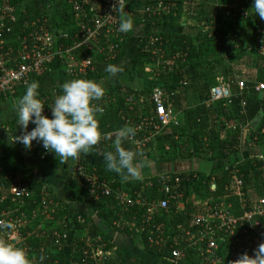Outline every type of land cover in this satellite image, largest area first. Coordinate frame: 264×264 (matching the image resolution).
Wrapping results in <instances>:
<instances>
[{
  "label": "trees",
  "instance_id": "obj_1",
  "mask_svg": "<svg viewBox=\"0 0 264 264\" xmlns=\"http://www.w3.org/2000/svg\"><path fill=\"white\" fill-rule=\"evenodd\" d=\"M69 1L0 0V6L7 4L15 9L18 22L14 28L16 35H27L33 31L32 28L35 25L36 29L44 25L54 35L62 32L73 38V33L78 30L76 26L78 21L74 19ZM184 2H189V6L192 7L193 4H197L194 8V17L195 28L198 32L194 38L183 32L186 27L181 20L183 10L186 8ZM159 3L164 6L169 4L174 6L170 8L168 13L152 15L153 7ZM231 3L236 4V6L229 7ZM251 5L252 0L146 1L145 8L147 11L143 16L144 25L167 27L173 31L171 33L151 34V36L161 38L160 44L154 48L146 47L147 36L137 45L132 60L135 73L143 80L150 79L146 82L147 87L140 93L147 98L154 87L161 88L169 98V101L166 99L165 102L166 109L171 110L175 115L180 113L182 122H176L177 125L173 124L175 126L173 129L163 128L154 137L158 154L156 158L147 152L150 148L155 149L152 142L146 144L145 147L148 148L141 151H137L134 146L122 144L126 149H131L140 154L137 156V160L148 161L150 160L149 156H151V159L157 160L159 163L172 162L177 158L226 161L229 155L234 153L231 148L239 146L238 138L244 135L245 130H247L246 136L252 146L264 150V93L259 98L255 92V85L264 82V50H261L262 47L264 48V27L257 25L254 21L253 18L259 16L251 13ZM194 17L189 18L193 20ZM126 18L131 19L134 25L136 20L134 15L121 17L120 21ZM227 25L233 27L226 29ZM179 29L182 31L177 32L176 30ZM124 34L123 44H121L123 49L117 56L119 59L123 57L126 45L132 37V29ZM21 46V40L13 35L6 40L4 51L10 50L16 54ZM156 49L162 53L153 54ZM89 54L76 52L79 58H86ZM160 56H163V59L159 61ZM93 63L95 68L93 72L76 79H103L109 75L105 72L106 66L114 65V61L106 60L104 55H94ZM242 68H246L254 74L248 77L247 82L240 87L234 78V73L239 72ZM43 77L32 78V82L38 83ZM218 79L223 80V85L228 90L230 97L206 106V102L209 101V90L221 85ZM25 90L26 87L17 90L12 96H2L0 101L10 97L17 98ZM50 90L62 94L59 87ZM187 91H190L196 102L198 100L197 105L182 106L180 104V100L188 94ZM50 92L41 93L39 99L42 100ZM113 94H117L115 90ZM137 95L135 92L132 103H124V99L119 95H116L113 102H103V99L97 102L104 109L98 117L102 136L116 132L125 126V119L131 120L133 125H142L144 118L152 117V111L149 109L150 101L148 106L146 102L139 101ZM47 108L48 104L44 106V111ZM48 117L51 118V115ZM258 118L257 126L252 129L249 125ZM10 124L16 139V136L22 134L23 129L16 125L17 119ZM28 128L31 127L28 126ZM176 136H182V141L175 140ZM183 137H185L184 141ZM165 147L167 148L165 149ZM106 151H114L112 139L104 141L100 146H95L89 154H82L78 158L101 160L103 159L102 154ZM34 153L38 154L37 152ZM74 159L77 158H69L68 160ZM40 160L48 163L54 170H60L61 183L67 189L73 203L86 205L90 215L94 218L91 216L85 218L82 224L74 222L73 230L71 229L73 233H70L68 225L69 207L59 203L52 214L53 220H48L47 225L44 224V229H50L47 231L46 237L38 236L41 234L42 228L37 230V233L31 231L30 225L20 230L21 238L16 241V246L25 250L32 264H41V256L44 257L43 264H77L80 255L78 247L82 246L78 237L81 230H86L87 238L96 240L99 237L101 242L105 244L104 251L110 254L111 258L108 257L103 264H143L141 261L123 254L110 244L106 240L100 225L105 226L106 230L126 235L134 244L139 243L143 252L152 255L171 258V246L176 243V247L185 254L183 261L198 264L200 258L198 252L195 248L184 244L183 241V233L189 229V216L205 214L209 207L227 201L231 202L235 214L240 213L237 199L230 196L234 187L230 175L233 168L232 164L223 166L208 175H203L200 172L178 175L182 178V182L178 188L171 186L170 192L172 195L182 197L179 201L182 203V211L176 212L178 202L170 200L167 210L164 211L155 207L150 222L144 223L146 207L167 197L160 181L161 175L151 179L126 181L121 175L106 169L82 165L85 172L95 169L96 175L107 182L111 191L119 189L130 196L132 200L143 199L146 201V206L142 208L135 206L123 211L114 202L113 196L101 197L99 200L89 198L87 191L80 187V177L72 172L73 167L61 170L66 161L60 157L56 158L53 153H48L43 160ZM0 165L9 171V174L22 176L29 187V198L19 201L15 205H9L11 217L20 220L22 219L21 216H25L26 219H30L32 213L41 212L44 206L33 170L22 163L10 160L5 152H0ZM262 166H264V154L259 158L250 157L238 166L244 190L252 193L253 197L256 198L264 197V169L262 170ZM2 175L1 173L0 178ZM45 191L47 190L45 189ZM48 193L56 203V198L52 196L49 190ZM39 223L38 220L36 224ZM260 229V237L264 244V221L261 222ZM29 232L32 234L26 237ZM53 232L58 234L60 238L52 234ZM63 234L69 235L71 241L62 240L61 235ZM148 237L162 238L161 248L150 245L147 240Z\"/></svg>",
  "mask_w": 264,
  "mask_h": 264
},
{
  "label": "built area",
  "instance_id": "obj_2",
  "mask_svg": "<svg viewBox=\"0 0 264 264\" xmlns=\"http://www.w3.org/2000/svg\"><path fill=\"white\" fill-rule=\"evenodd\" d=\"M192 2V1H190ZM134 0H70L69 4L73 12L74 19L78 21L77 32L73 33V38L67 33H50L43 25L23 36L16 35L14 28L17 25V14L13 7L4 4L0 6V97L13 95L17 90L31 84L32 78H41L49 72L53 66L59 65L66 76L78 78L94 71V55H104L106 60L114 61L122 50L124 33L118 31L121 17L132 16L131 9ZM171 4L164 6L159 3L153 7L152 15L168 13ZM47 22V20H44ZM76 28V29H77ZM36 29V30H34ZM15 35L21 40V49L17 53L4 51V46L8 37ZM161 42L160 38L152 37L148 39L147 48L155 47ZM261 50H264L262 47ZM89 54L86 58H79L76 52ZM160 53L158 49L153 54ZM243 84H239L242 87ZM257 94L264 93V82L255 85ZM60 94L51 91L41 100L43 104L51 106L55 97ZM166 94L158 87H154L150 94L151 118H144L142 125H136V135L133 140L127 141L137 150L143 149L149 140L159 133L163 128H168L170 124L177 125L171 110L166 109ZM230 94L225 87H213L209 90V102L214 103L228 99ZM128 103L133 102L132 97H128ZM44 115H51L48 107ZM17 125V124H16ZM31 128L33 124L29 123ZM8 131V129H5ZM263 133V132H261ZM24 134V130L21 135ZM247 137V136H246ZM248 141H250L248 139ZM23 145L22 143H19ZM31 152H37L40 159H44L49 152H46L40 143L32 142ZM1 152V140H0ZM240 164L233 166L230 175L234 185L230 196L237 199L238 210L234 213V208L230 201L220 202L209 207L205 214L190 215L188 218V230L183 233V241L189 247L195 248L200 258L198 264H236L245 254L249 258H255L256 252L262 243L260 232L261 222L264 221V197H253L252 193L244 190L241 176L239 175ZM262 170L264 166H262ZM72 172L81 179V189L87 191L88 197L92 200H99L101 197L113 196L114 202L123 211L132 207L142 208L146 206L143 199H134L119 189L111 191L106 181L96 175L95 170L85 172L82 165L73 166ZM0 240L16 246V241L21 238L20 230L39 218H52L54 213L52 207L56 206L51 195L45 193L41 196L43 210L38 214L32 213L30 219L21 216L22 219H13L10 213V204L30 197L28 183L22 176L11 175L5 172L0 165ZM160 181L164 186L165 199L156 204L151 203L146 207L144 223H149L154 208L167 210L170 200L177 201L176 212L182 211L179 202L180 195H172L170 187H179L182 182L180 177L161 176ZM227 190V189H226ZM9 206V207H8ZM52 220V219H51ZM9 222L13 225L11 229H4L2 225ZM82 224L83 222L78 221ZM37 233V231H34ZM32 233H28L29 237ZM46 232H41V236H46ZM57 238L60 236L52 233ZM61 239L70 242L69 235H61ZM150 245L161 248L162 238H147ZM105 244L99 237L87 238L80 251L77 264H103L108 259V254L104 251ZM79 254V253H78ZM185 254L181 252L176 243L171 246L170 257L174 261H182Z\"/></svg>",
  "mask_w": 264,
  "mask_h": 264
},
{
  "label": "crops",
  "instance_id": "obj_3",
  "mask_svg": "<svg viewBox=\"0 0 264 264\" xmlns=\"http://www.w3.org/2000/svg\"><path fill=\"white\" fill-rule=\"evenodd\" d=\"M146 1L147 0H134V3L132 5L131 13H132V15H134L136 17V20H135L134 25L132 27V37H131L128 45H126V48L124 50L125 53H124L123 57L120 59L117 57L114 60V65L119 66L122 70L117 75L111 76V79L110 78L108 79L109 75H107L103 79L92 80L94 82L101 84V86L104 87L105 95H104L103 100H102L103 102H106V101H112L113 102L116 99V95H119L124 99V103H128L127 102L128 97L133 98L135 92H137V94H138L137 99L139 101H143L144 103L146 102L149 106L150 96H148L146 98L140 92H142V90H144L147 87L146 82H147V80H150V79L146 78V80H143L142 77L137 76L135 73V69L133 67V63H132V60H133L135 52H136V47L141 42V40H143V38H145L146 36L148 37V39L152 38V37L158 38L157 36H151V34L158 33V32H160V33H171L173 30L170 28H167V27H148V26L144 25L143 16H144L145 11H147L145 8ZM189 2L188 3L184 2V5H186V8H184V10H183L181 20L186 25V27L183 29V32L186 33L191 38H194L197 35L198 30L195 28V34H194L193 32L190 33V31L188 29L195 27V17H194L195 16V9L194 8H195V6H197V4L196 5L193 4L194 6L192 7V6H189L191 3V2L190 3ZM189 17H192V18L194 17V19L191 20ZM253 19L257 25L264 27V20H261L259 17H256ZM237 26H239V25H237ZM138 27L140 28V30ZM232 27L233 26L230 27L229 25H227L226 29H229ZM176 31L179 32L182 30L179 29ZM124 37H125V35H124ZM122 49H123V47H122ZM161 53L162 52H160V54ZM162 59H163V56H160L159 61ZM240 71L242 72L240 74H239V72L234 73V78L236 79L238 85L244 84L245 82H247L246 80L248 79V77H251L254 74V72L247 70L245 68L240 70ZM57 74L62 75V77L64 78V79H62V80H64V81H62V84L59 85V83H58L56 85H52L51 87H48L47 90H41V91H39V95L41 93H44L47 91H49V92L52 91L50 89L54 88V87H59L62 90L63 83H65L66 81L76 79V78H70V77L66 76L63 69L59 65L53 66V68L49 72H47L43 78H45L47 76L48 77L49 76H52V77L55 76L56 77ZM43 78L40 81L44 80ZM39 82L37 84L40 85ZM139 82H145V85L140 87ZM219 82L221 84L220 86L225 87L223 85L224 83H223L222 79L219 80ZM114 90H115V93H117L116 95L113 94ZM24 93L20 94L17 98H12V97L9 98V99H12V101H13L12 109H7V107L5 106V103H4L6 100L0 101V140H1V145H2L1 152H3V153L5 152V154H7V156L10 158V160L15 161L17 163H22V164L26 165L27 167H29L33 170L35 180L38 184V188L40 190L41 196L44 195V197H45V195H46L45 193L49 194L48 193V190H49L51 192L52 196L56 198V203L54 202V204H56V206L55 207H54V205L51 206L53 212H55L54 210H55V208L58 207L59 203L65 204L69 207V209H68L69 210V212H68L69 224L68 225H69V229L71 230L74 227V225H73L74 222H77V223H78V221L84 222L85 218H88L91 216L89 213L88 207L86 205H75L73 203L72 198L69 196L67 189L61 183L60 176L58 177L57 180H54V177H55L54 172L60 173V170H54L53 168H51V166L48 163L42 162L36 153L31 152L28 149H25L24 145H20L19 142H16V139L14 138L13 130H12L10 123L13 120L17 119V115H16L17 101L22 97V95ZM187 93L188 94H186V96H184L182 98V100H180V104L182 106H187V105L193 106L194 104L197 105L198 100L196 102L195 98L190 93V91H187ZM167 101H169L168 97H167ZM210 104H211V102H209V101L206 102V106H209ZM151 108H152V106H151V102H150L149 109L151 110ZM1 112H3V113H1ZM150 113H151V111H150ZM174 121L177 123L182 122V115L180 113H177L176 115L174 114ZM124 122H125V125L131 126V123H132L131 120L125 119ZM251 125H252V123L249 126L251 127ZM133 126L136 127V125H133V123H132V127ZM6 128L8 129V131L5 130ZM159 133H157V134H159ZM114 134H115V132H112V133H109L107 135L102 136L100 142L96 146H100L106 140L113 139ZM243 134L245 136L243 135L241 138H238L239 146L238 147L233 146L231 148V150L233 149L232 152L234 151V153L232 155H229V158L226 161H224V160L223 161L222 160H211L210 161L207 159H199V158H196V159L177 158L175 161H172V162H166V163L160 162L159 163V162H157V160L151 159V156H149L150 160L144 161L145 165L141 168L142 179H151V178H155L157 176L159 177L160 175L161 176H169V177H173V176L180 177L178 175H180L182 173L188 174L190 172H193V173L194 172L195 173L200 172L203 175H208L210 172L217 171L223 166L226 167V166L231 165V164L233 166H236L238 164H241V162H243V161H247L248 158H250V157L259 158V157L263 156V154H264L263 149H261V151L259 150L257 152H253V154L251 156L250 155L248 156V150H247L248 148L246 145L249 142L247 137H246L247 130H245V133L243 132ZM156 135H154L149 140V142L147 143V144H149L150 142H152V144L154 146L153 148H155V149L150 148V150L147 151L148 153H150V155L153 154L154 158H156L158 156L157 151H156V147H157L156 141L154 140V137ZM20 136H21V133H20ZM181 137L182 136H176L175 140L182 141ZM222 138H223V136H222ZM184 140H185V137H183V141ZM123 144L125 146H132L128 142H124ZM145 148H148V147H144L143 149H145ZM166 148L167 147H165V149ZM259 149H260V147H259ZM141 150H137V151H141ZM195 161H199V162L201 161L203 163H206V162L209 163V165H210L209 169L210 170L208 171V173L206 174L205 172H203V170L200 171V168L197 164H195ZM190 163H192L193 165H191ZM177 164H180V167H178ZM75 165H92V166H95V168L99 167L102 169H106L104 159L92 160V159L80 157V158H77L74 160L66 161L62 165L61 170L73 167ZM261 168H263V167H261ZM93 170H95V169H93ZM5 172L9 173V171H7L6 169H5ZM45 189L47 191H45ZM181 205H182V203H181ZM91 218H94V217L91 216ZM51 219L53 220V216L50 219H48L46 217V219H43V221H44L43 224H36L37 222L34 221L32 223L31 231L32 232L37 231V230L42 228L41 232H46V231H44L45 230L44 227H45V225H47L48 220L52 221ZM60 227L63 228L62 226H60ZM100 228H101L102 232L105 234L106 240L110 244L114 245L123 254H125L131 258L137 259V260L141 261L143 264H191V263H187L183 260L182 261H174L171 258H165V257L158 256V255H152V254H148L145 252L143 253L142 249H141V245L139 243L134 244V242H132L126 235L120 234L117 232H112L110 230H106L105 226L100 225ZM72 230L70 233H73ZM138 246H139V248H138ZM140 258H143V259H140Z\"/></svg>",
  "mask_w": 264,
  "mask_h": 264
},
{
  "label": "clouds",
  "instance_id": "obj_4",
  "mask_svg": "<svg viewBox=\"0 0 264 264\" xmlns=\"http://www.w3.org/2000/svg\"><path fill=\"white\" fill-rule=\"evenodd\" d=\"M250 11L264 20V0H252ZM132 27L131 19L126 18L120 21L118 31L127 33ZM121 70L113 64L105 68L111 76ZM38 87L36 82L27 85L25 93L17 101V126L24 130V134L16 136V141L22 143L25 149H30L32 142L36 141L46 152L63 161L93 151L102 137L98 117L104 109L97 102L105 95L104 87L92 80L66 81L62 85V94L48 106L51 118L43 114L45 105L39 99ZM29 123L34 125L31 131L27 130ZM135 135L136 130L132 126L119 128L112 139L114 151L102 154L106 169L121 175L126 181L142 179L141 168L145 165V162L136 159L139 153L122 146L124 142L133 140ZM2 227L11 229L13 225L5 222ZM43 260L41 256V264ZM0 264H32V261L22 247L0 240ZM236 264H264V244L259 246L254 259L245 254Z\"/></svg>",
  "mask_w": 264,
  "mask_h": 264
},
{
  "label": "rangeland",
  "instance_id": "obj_5",
  "mask_svg": "<svg viewBox=\"0 0 264 264\" xmlns=\"http://www.w3.org/2000/svg\"><path fill=\"white\" fill-rule=\"evenodd\" d=\"M171 6L173 7L174 5L173 4H171ZM236 6V4H232L231 3V5L229 6V7H235ZM139 28V27H138ZM139 30H140V28H139ZM189 31H190V33L191 32H193L194 34H195V27L193 28H189L188 29ZM188 32V31H187ZM192 33V34H193ZM243 67V66H242ZM242 69H244V68H242ZM246 69V68H245ZM240 73H242L241 71H239V74ZM111 79V75H109V77H108V79ZM44 80H42V81H40L39 83H40V85H39V87H38V92L39 91H41V90H47L48 89V87H51L52 85H56V84H58L59 83V85H61L62 84V81H64V80H62V79H64L63 77H62V75H60V74H57L56 75V77L54 76V77H52V76H47V77H45V78H43ZM143 83V84H142ZM145 85V82H139V86L140 87H142V86H144ZM5 106L7 107V109H12V106H13V101H12V99H7L5 102ZM1 113H3V112H1ZM169 128L170 129H173V128H175V126L173 125V124H170L169 125ZM247 150H248V156L250 155H252L253 154V152H257V151H261V148L259 149V147H254V146H252V144L250 143V142H248L247 144ZM152 156V155H151ZM191 165H193L192 163H190ZM195 164H197L198 166H199V168H200V171H202L203 170V172H205L206 174L208 173V171L210 170L209 169V167H210V165H209V163H203V162H199V161H195ZM177 166L178 167H180V164H177ZM55 174V177H54V180H57L58 179V177H59V175H60V173L59 172H54ZM59 174V175H58ZM43 216L41 217V218H39V224H43L44 223V221H43V219H46V218H43ZM49 219V218H48ZM47 221V220H46ZM49 229H45L44 231H46V233H47V231H48ZM69 231L71 232V230L69 229ZM85 231L86 230H81V232L78 234V237H79V239H80V241H81V244L83 245V243L85 242V240L87 239V237H86V234H85ZM39 237H42L41 236V234H39L38 235ZM47 236V235H46ZM45 236V237H46ZM38 237V238H39ZM40 239H42V238H40ZM137 246V245H136ZM138 248H139V246H138ZM143 252V251H142ZM144 253V252H143ZM108 254V253H107ZM108 257L109 258H111L110 257V254H108ZM140 259H143V258H140ZM146 261V260H145ZM148 261V260H147Z\"/></svg>",
  "mask_w": 264,
  "mask_h": 264
},
{
  "label": "water",
  "instance_id": "obj_6",
  "mask_svg": "<svg viewBox=\"0 0 264 264\" xmlns=\"http://www.w3.org/2000/svg\"><path fill=\"white\" fill-rule=\"evenodd\" d=\"M258 97L260 98L261 94H258ZM258 122H259V118L252 123L251 128L254 129L257 126Z\"/></svg>",
  "mask_w": 264,
  "mask_h": 264
}]
</instances>
